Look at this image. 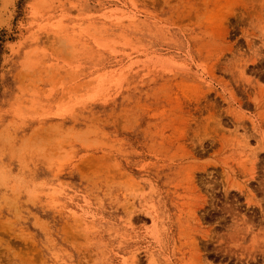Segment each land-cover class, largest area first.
<instances>
[{"label": "rangeland", "instance_id": "1", "mask_svg": "<svg viewBox=\"0 0 264 264\" xmlns=\"http://www.w3.org/2000/svg\"><path fill=\"white\" fill-rule=\"evenodd\" d=\"M22 145L0 264H264V0H0Z\"/></svg>", "mask_w": 264, "mask_h": 264}, {"label": "clouds", "instance_id": "2", "mask_svg": "<svg viewBox=\"0 0 264 264\" xmlns=\"http://www.w3.org/2000/svg\"><path fill=\"white\" fill-rule=\"evenodd\" d=\"M91 131L75 134V138L81 142H88ZM26 151L25 146H18L7 153L9 161L15 160L16 169L10 163L3 162L4 152L0 151V208H6L16 222L23 220L21 202L34 204L40 190L44 187L42 182L35 181L29 175L28 169L22 162ZM11 264H21L19 255L15 249L9 248Z\"/></svg>", "mask_w": 264, "mask_h": 264}]
</instances>
